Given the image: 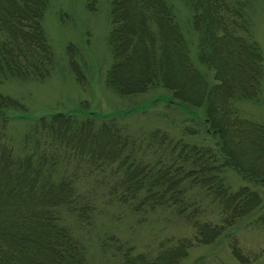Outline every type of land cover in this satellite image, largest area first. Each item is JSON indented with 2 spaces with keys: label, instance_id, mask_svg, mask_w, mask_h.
<instances>
[{
  "label": "trees",
  "instance_id": "1",
  "mask_svg": "<svg viewBox=\"0 0 264 264\" xmlns=\"http://www.w3.org/2000/svg\"><path fill=\"white\" fill-rule=\"evenodd\" d=\"M49 1L0 0V83L51 74L53 51L41 24ZM183 1L197 34V60L212 77L191 60L168 0H111L105 80L118 95L162 87L183 108L203 107L215 146L160 129L133 133L87 108L35 118L15 145L7 112L23 105L0 91V264H89L64 217L91 227L109 206L134 215L162 209L193 229L146 253L108 234L101 244L112 264H179L193 245L214 242L260 205L257 191L233 189L223 176L231 167L264 185V124L233 106L258 100L264 79L247 0ZM184 133L197 130L187 126ZM207 208L217 219H202ZM256 222L264 228V212ZM230 247L239 262H249L236 240Z\"/></svg>",
  "mask_w": 264,
  "mask_h": 264
},
{
  "label": "rangeland",
  "instance_id": "2",
  "mask_svg": "<svg viewBox=\"0 0 264 264\" xmlns=\"http://www.w3.org/2000/svg\"><path fill=\"white\" fill-rule=\"evenodd\" d=\"M187 41L191 60L208 77L212 72L197 60V34L191 24V10L183 0H168ZM111 0H50L41 18L47 40L52 47L54 67L43 80L7 77L0 83L3 94L18 100L23 109H10L7 133L16 145L33 120L41 115L87 108L100 116H113L133 133L164 130L173 139L183 138L192 144L215 146L217 137L206 132L204 108H183L170 91L156 87L135 95H118L106 84L111 64L108 42ZM252 33L259 43L264 61V0H247ZM75 68L71 65V55ZM70 57V58H69ZM79 78H78V77ZM243 116L264 124V79L258 100L233 102ZM193 127L196 134L184 133ZM226 182L236 189L248 185L257 191L261 203L249 214L227 228L214 242L193 245L179 264H242L232 254L230 242L236 240L249 262L264 264V228L256 222L264 212V185L243 177L231 167L223 171ZM206 209L202 219H217ZM75 235L81 237L89 264H112L102 247L108 234L133 245L134 252H152L166 238L191 236L193 229L172 213L156 209L132 214L118 207H105L93 226H84L71 215L64 217ZM153 251V252H154Z\"/></svg>",
  "mask_w": 264,
  "mask_h": 264
}]
</instances>
